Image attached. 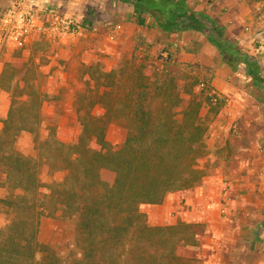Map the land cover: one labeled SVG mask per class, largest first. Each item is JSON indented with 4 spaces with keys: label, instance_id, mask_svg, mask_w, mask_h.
Returning a JSON list of instances; mask_svg holds the SVG:
<instances>
[{
    "label": "trees",
    "instance_id": "trees-1",
    "mask_svg": "<svg viewBox=\"0 0 264 264\" xmlns=\"http://www.w3.org/2000/svg\"><path fill=\"white\" fill-rule=\"evenodd\" d=\"M123 1L153 16L162 32H205L232 72L244 66L255 85L264 88L261 60L231 41L215 17L189 8L185 0ZM138 24L144 26L145 19ZM143 44L144 56L125 57L110 71L90 67L97 73H91L96 88L88 89L95 93L83 114L85 98L80 100L76 142H64L52 131L37 144L36 157L24 156L16 141L23 131L37 130L44 95L32 82L35 92L28 91L22 102L13 100L0 131V169L8 188L0 202L9 218L0 228V264H202L187 250L200 245L203 223L152 226L139 207L161 204L169 193L195 187L208 174L200 164L209 131L201 111L211 101L212 87L198 93L188 83L181 90L169 68L173 54L168 52L166 59L159 55L154 62L152 41ZM24 63L20 59L7 66ZM13 69L9 80L20 72ZM97 105L104 109L102 115L92 112ZM115 123L128 131L118 148L107 138ZM42 166L66 176L44 183ZM104 171L114 173L112 183L102 178ZM43 187L47 193H41ZM59 213L66 219L79 216V255L63 257L38 238L41 219Z\"/></svg>",
    "mask_w": 264,
    "mask_h": 264
},
{
    "label": "rangeland",
    "instance_id": "rangeland-1",
    "mask_svg": "<svg viewBox=\"0 0 264 264\" xmlns=\"http://www.w3.org/2000/svg\"><path fill=\"white\" fill-rule=\"evenodd\" d=\"M119 1L121 0H116ZM9 2L10 0H0V9L5 8ZM77 2L78 0H65L64 9L59 10L99 21L103 25L99 33H89L64 47H53L50 42L39 40L33 47L16 50L0 59V80L3 84L0 85V131L13 100L22 102L27 98L28 91L31 94L35 92L32 82L39 85L44 95L37 132L23 131L16 141V148L24 156L36 157L37 144L52 131L64 142H76L81 133L78 120L80 100L85 98L81 110L83 114L88 108L91 95L95 93H89L88 89L96 88V81L91 79V73H97L90 67L98 63L101 68L109 70L125 57L144 56L143 42L152 41L154 49L150 55L154 62L159 55L166 59L168 52L173 54L169 68L177 76L181 90L186 84L193 83L198 93L204 87H212L219 93V100L215 102L212 97L201 111L209 126L205 139L206 154L200 159L201 166L208 174H220L221 179L226 176H238L242 179L248 177L254 185V193L264 194V88L255 85L247 75L246 68L240 66L238 71L232 72L222 62L215 47L211 51L205 50L202 42H206L205 32H198L199 36L195 39L186 40V33L162 32L155 26L153 16L137 10L133 4L121 1L114 6V3L110 5L106 0L99 7L92 0L83 2V6ZM122 6L126 9L118 8ZM189 6L197 12L204 9V13L218 19L227 30L229 39L257 55L264 67V37L260 36L264 31V0H193ZM124 11L129 12V19L123 18ZM139 19H145L144 26L138 24ZM117 25H121L118 31ZM18 59L25 63L17 67L7 66ZM31 64L38 68L35 66L37 69L34 70ZM13 68L20 72L9 80L13 75ZM37 70L42 73L39 77ZM216 76L218 80L214 83ZM228 109L233 111L234 116L227 114ZM92 112L99 116L104 113V109L97 105ZM127 132L125 127L115 123L110 126L107 138L118 148L123 144ZM212 133L215 136H211ZM249 157L251 161L241 168L240 163ZM65 176V171L50 174L47 166L40 168V177L44 183L62 181ZM102 178L112 183L114 173L104 171ZM47 192V187L41 188V193ZM7 195L6 174L0 169V199ZM139 210L145 213L144 208L139 207ZM60 215L41 219L38 238L56 248L63 257L72 253L79 255L75 247L79 216L66 219ZM8 219L6 208L0 202V228ZM261 227L264 230V222ZM262 230L260 234L264 240ZM252 251L250 256L253 261L263 259L264 242L263 246L253 247Z\"/></svg>",
    "mask_w": 264,
    "mask_h": 264
},
{
    "label": "crops",
    "instance_id": "crops-1",
    "mask_svg": "<svg viewBox=\"0 0 264 264\" xmlns=\"http://www.w3.org/2000/svg\"><path fill=\"white\" fill-rule=\"evenodd\" d=\"M48 1L56 5L58 9H64L65 0ZM121 1L130 4L123 0ZM121 1L116 2V0H114L113 2V0H108V3H110V5L114 3V6L115 4L117 6V3L120 4ZM192 1L193 0H185L189 8V3ZM83 2H87V0H78L77 4L83 6ZM92 2L101 7L106 0H92ZM118 8L126 9L124 6ZM114 10L116 9L114 8ZM198 11L202 13L205 12L204 9ZM123 15L124 19H129V12L124 11ZM106 16L109 15L106 14ZM171 33H186V40H193L196 36H199L198 34L201 32L187 31L183 33ZM88 34L89 33H86L82 37ZM82 37L74 38L67 43ZM39 40L43 39H36L29 46L33 47ZM205 40L206 42L202 41L203 48L209 51L213 50L214 46H212L206 38ZM43 41L49 43L47 40ZM67 43L59 42L51 43V45L53 47H64ZM16 50L22 49L9 48L2 57L8 56ZM96 65L99 64L97 63ZM113 67L114 66L106 71H110ZM217 78L216 76L214 83L217 82ZM35 132H37V130H35ZM217 136L219 137L218 134ZM250 161V157L244 158L240 163L241 168L246 167ZM252 162L255 161L252 160ZM219 175L218 173L207 174L195 187L169 193L161 204L140 205V207L144 208V212L146 213L147 223L152 226L171 225L178 221L203 223L205 225V233L200 236V245L191 247L187 250L189 256L200 258L202 264H264V258L256 262L253 261L250 256L253 252L252 248L256 246L257 248L261 247L264 242L262 239L263 235L260 234V230L263 229L261 225L264 222V194L260 195V193H254V185L248 180L247 176L246 179L237 176V195H235L233 200L232 218H224L221 216L219 208L221 191V177Z\"/></svg>",
    "mask_w": 264,
    "mask_h": 264
},
{
    "label": "built area",
    "instance_id": "built-area-1",
    "mask_svg": "<svg viewBox=\"0 0 264 264\" xmlns=\"http://www.w3.org/2000/svg\"><path fill=\"white\" fill-rule=\"evenodd\" d=\"M101 27L97 20L87 19L74 12H61L48 0H10L5 8L0 9V59L7 49L27 48L36 39L67 43L86 33H98ZM119 29L121 25L116 26V30ZM260 36L264 37V31ZM210 94L215 102L219 100L217 89L212 88ZM227 114L234 116L230 109ZM211 136H215L214 133ZM236 192V177L221 179L219 208L222 217L232 218Z\"/></svg>",
    "mask_w": 264,
    "mask_h": 264
}]
</instances>
